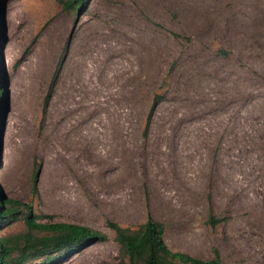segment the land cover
Here are the masks:
<instances>
[{"label":"rangeland","instance_id":"1","mask_svg":"<svg viewBox=\"0 0 264 264\" xmlns=\"http://www.w3.org/2000/svg\"><path fill=\"white\" fill-rule=\"evenodd\" d=\"M76 18L0 0L3 196L106 235L55 264H126L106 222L148 214L173 251L264 264V0H91ZM25 215L0 236L26 232Z\"/></svg>","mask_w":264,"mask_h":264},{"label":"trees","instance_id":"2","mask_svg":"<svg viewBox=\"0 0 264 264\" xmlns=\"http://www.w3.org/2000/svg\"><path fill=\"white\" fill-rule=\"evenodd\" d=\"M65 13L87 11L91 0H55ZM174 37H179L171 32ZM63 54V53H62ZM63 56V55H61ZM61 60V59H60ZM5 88L0 77V110L3 104ZM50 89L44 97L43 114L50 100ZM163 96L154 94L145 120V130L148 129L155 109ZM40 165L34 164L30 178V192L32 196L38 195V178ZM25 210V224L27 231L9 238L0 236V264H8L11 254L16 247L19 255L15 264H55L59 260L73 255L91 244L106 240V235L97 229L72 222H45L38 221L41 217L35 214L31 203L17 199L7 198L0 192V231L4 226L17 219L18 209ZM43 218L52 219V214H45ZM227 218H218L213 213L208 215L206 224L214 228ZM107 226L113 231L114 240L119 246V258L126 264H224L217 248H213V255L203 259L182 251H173L164 240V224L154 219L150 214L138 227L132 229L119 223L107 220ZM42 233L36 235L33 232ZM14 243H12V240Z\"/></svg>","mask_w":264,"mask_h":264},{"label":"crops","instance_id":"3","mask_svg":"<svg viewBox=\"0 0 264 264\" xmlns=\"http://www.w3.org/2000/svg\"><path fill=\"white\" fill-rule=\"evenodd\" d=\"M170 8H172V6H170ZM174 9V8H173ZM119 127H120V129H118V130H120V132H122L121 134L119 133V138H118V140H123V141H126V137H127V135H126V131H128L129 130V128H130V125H126V124H119ZM118 132V131H117Z\"/></svg>","mask_w":264,"mask_h":264},{"label":"water","instance_id":"4","mask_svg":"<svg viewBox=\"0 0 264 264\" xmlns=\"http://www.w3.org/2000/svg\"><path fill=\"white\" fill-rule=\"evenodd\" d=\"M77 18L76 19H78L79 18V16L81 15V13L80 12H77Z\"/></svg>","mask_w":264,"mask_h":264}]
</instances>
